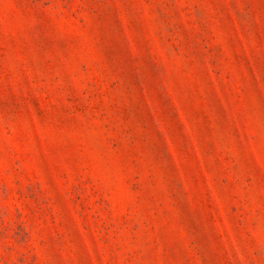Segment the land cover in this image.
Returning <instances> with one entry per match:
<instances>
[{
    "label": "rangeland",
    "instance_id": "obj_1",
    "mask_svg": "<svg viewBox=\"0 0 264 264\" xmlns=\"http://www.w3.org/2000/svg\"><path fill=\"white\" fill-rule=\"evenodd\" d=\"M0 264H264V0H0Z\"/></svg>",
    "mask_w": 264,
    "mask_h": 264
}]
</instances>
